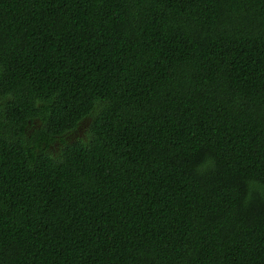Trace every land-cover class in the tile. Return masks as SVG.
I'll list each match as a JSON object with an SVG mask.
<instances>
[{"label":"trees","instance_id":"1","mask_svg":"<svg viewBox=\"0 0 264 264\" xmlns=\"http://www.w3.org/2000/svg\"><path fill=\"white\" fill-rule=\"evenodd\" d=\"M0 264H264V0H0Z\"/></svg>","mask_w":264,"mask_h":264},{"label":"rangeland","instance_id":"2","mask_svg":"<svg viewBox=\"0 0 264 264\" xmlns=\"http://www.w3.org/2000/svg\"><path fill=\"white\" fill-rule=\"evenodd\" d=\"M87 122H83L81 124V126L79 128H77L73 133L72 135L74 134V138L76 139V137L78 136H82L83 132H85L84 129H86V126H87Z\"/></svg>","mask_w":264,"mask_h":264}]
</instances>
